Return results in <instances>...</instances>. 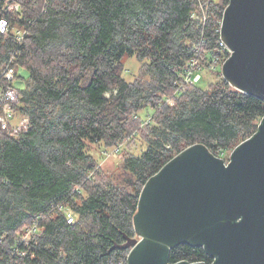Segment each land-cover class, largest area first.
I'll return each instance as SVG.
<instances>
[{"label":"trees","instance_id":"1","mask_svg":"<svg viewBox=\"0 0 264 264\" xmlns=\"http://www.w3.org/2000/svg\"><path fill=\"white\" fill-rule=\"evenodd\" d=\"M15 1L19 10L8 11L0 0L9 25L0 71L12 60L16 80L27 72L13 109L28 125L19 133L0 125V264H127L128 250L113 247L134 237L146 181L192 145L226 162L261 124L264 100L221 73L229 0ZM132 56L145 76L127 81L122 59ZM203 69L217 78L207 89L201 78L184 82ZM7 85L0 77V89ZM135 134L146 148L123 159L127 178L103 182L92 147ZM179 261L212 262L186 244L170 251L169 263Z\"/></svg>","mask_w":264,"mask_h":264},{"label":"water","instance_id":"2","mask_svg":"<svg viewBox=\"0 0 264 264\" xmlns=\"http://www.w3.org/2000/svg\"><path fill=\"white\" fill-rule=\"evenodd\" d=\"M220 40L224 80L264 100V0H229ZM133 227L113 247L128 250L127 264H170L180 244L201 247L211 264H264V116L228 162L200 145L178 153L143 185Z\"/></svg>","mask_w":264,"mask_h":264},{"label":"rangeland","instance_id":"3","mask_svg":"<svg viewBox=\"0 0 264 264\" xmlns=\"http://www.w3.org/2000/svg\"><path fill=\"white\" fill-rule=\"evenodd\" d=\"M217 1L218 0H214V3ZM195 15L198 16L197 13ZM203 18H205L204 13ZM15 32L18 33L19 31L16 30ZM122 65L123 77L127 81H133L136 78L145 76L143 63L138 61L135 56L124 57L122 59ZM199 74L201 75V81L198 83V87L204 90L207 89L209 83L217 80V78L212 74L211 71H206L203 69L199 72ZM17 76L19 77L18 80H16L15 78L13 84L15 87L23 89L25 81L28 78V74L23 69H19ZM170 103L172 104V101H170ZM152 113L153 111L147 109L141 111L139 113V116L141 120L146 121L149 119V116H151ZM23 118L24 116L21 114H14L12 125L16 126L17 123H19V121ZM145 148L146 144L143 140V135L135 134L133 136H129L121 144L111 148H104L101 145L93 146L91 149V154L98 164L97 170L100 171V176L103 177V182L106 181L112 184H117L121 183L124 178H127V174H125L122 170L123 159L129 155L139 156L145 150ZM229 153L231 152L228 151L225 157H227ZM228 158H226V162L228 161Z\"/></svg>","mask_w":264,"mask_h":264},{"label":"built area","instance_id":"4","mask_svg":"<svg viewBox=\"0 0 264 264\" xmlns=\"http://www.w3.org/2000/svg\"><path fill=\"white\" fill-rule=\"evenodd\" d=\"M4 1V9L5 10H12V11H18L20 8V5L15 0H3ZM193 18L198 19V16L195 14L192 15ZM8 21L5 18H0V34H5L8 31ZM24 32H18V38L17 40L20 42L22 39ZM220 45L223 46L225 49H227L224 45V43L221 41ZM229 52V50L227 49ZM230 56V52H229ZM229 58V57H228ZM12 60L6 65L1 71H0V77L3 78L5 82L8 83V85L4 89H0V125L2 128H10L13 130L14 133L24 132L27 129L28 125V118L24 117L17 123L16 126L12 125V120L14 117V109L13 106L18 101V92L16 87L13 84L14 78L16 76V70L11 64ZM223 65V64H222ZM193 67V63L191 65V68ZM222 70V66H221ZM201 78V75L199 73H193L189 71V73L185 76V83L187 84H194L197 83ZM228 162V161H227ZM71 215H67V222H71ZM212 260V259H211ZM213 262V260H212ZM211 262V263H212Z\"/></svg>","mask_w":264,"mask_h":264}]
</instances>
